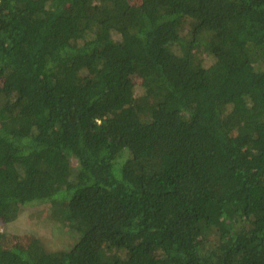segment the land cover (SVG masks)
<instances>
[{"label":"trees","instance_id":"trees-1","mask_svg":"<svg viewBox=\"0 0 264 264\" xmlns=\"http://www.w3.org/2000/svg\"><path fill=\"white\" fill-rule=\"evenodd\" d=\"M0 264H264V0H0Z\"/></svg>","mask_w":264,"mask_h":264},{"label":"rangeland","instance_id":"rangeland-1","mask_svg":"<svg viewBox=\"0 0 264 264\" xmlns=\"http://www.w3.org/2000/svg\"><path fill=\"white\" fill-rule=\"evenodd\" d=\"M135 82V79L133 80ZM138 83V81H136ZM43 207H31L20 214L19 219L12 225L2 227V244L7 247L25 248L34 236L45 243L48 250H58L67 247L75 240L64 232L52 231L45 225L31 222L30 218L39 213Z\"/></svg>","mask_w":264,"mask_h":264}]
</instances>
